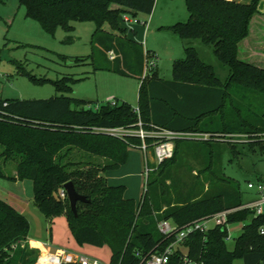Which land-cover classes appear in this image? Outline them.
I'll return each mask as SVG.
<instances>
[{"label":"trees","instance_id":"16d2710c","mask_svg":"<svg viewBox=\"0 0 264 264\" xmlns=\"http://www.w3.org/2000/svg\"><path fill=\"white\" fill-rule=\"evenodd\" d=\"M155 3L156 0H20L25 15L52 36L57 27L72 32L74 21L95 22L92 54L74 60L78 64L91 60L94 70L139 76L137 107L144 126L147 123L152 128L211 136L213 142L203 144L177 139L174 157L149 174L140 203L125 197L126 187L108 184L103 174L123 167L129 150H139L141 140L97 130L138 129V108L125 101L90 107V102L68 95L77 80L70 77L53 83L58 96L50 99H0V178L31 180L33 203L41 215L50 222L64 216L78 244L111 250L110 264H139L137 252L146 256L153 253L163 240L157 229L160 220L182 227L242 206L245 202L239 184L223 171L224 151L218 141L234 135L264 134V66L239 56L240 45L247 39L257 33L264 38L261 0L246 4L236 0H186L188 21L168 26L187 43L184 60L174 62L173 79L169 81L159 76L157 68L143 78L145 53L150 52L127 39L126 30L117 26L119 16L125 13L151 16ZM105 23L118 35L106 32ZM194 40L212 47L214 56L228 69L225 82L190 45ZM111 50L121 54L123 61L111 63L106 56ZM97 56L105 63L97 64ZM246 145L251 150L256 146L264 149L260 139ZM235 147L229 145L234 155ZM76 150L91 156V160L72 162L71 154ZM188 156L198 161L196 174L191 166L181 169ZM94 157L105 160V164L95 163ZM13 162L17 175L11 177L4 169ZM69 182L88 201L78 202L77 216L68 196L61 197ZM248 220L232 251L226 244L225 224L190 235L185 242L189 259L197 264H234L238 259L244 264H264V215L256 217L250 211L236 210L229 224ZM29 232L28 219L0 198V264L36 263L38 250L20 245L27 242ZM169 264H184L180 252Z\"/></svg>","mask_w":264,"mask_h":264},{"label":"rangeland","instance_id":"374dc122","mask_svg":"<svg viewBox=\"0 0 264 264\" xmlns=\"http://www.w3.org/2000/svg\"><path fill=\"white\" fill-rule=\"evenodd\" d=\"M153 11L151 16L138 13L136 17L145 24H136L134 28L135 31L137 30L136 34L129 25L124 23V14L119 16L117 26L127 30L126 34L130 39L138 40L144 50L156 57L161 78L169 81L173 79L174 62L184 60L187 43L169 30L168 26L186 22L190 15L186 0H156ZM72 26V32L57 27L55 35L52 36L37 21L25 15V9L20 6V0H5V2L0 0V99L4 101L50 99L58 96L53 83L64 77H70L77 80L71 84L72 90L68 95L90 102V107L106 104V96L115 94L118 102L122 103L125 100L132 107L137 108L141 80L131 76H119L107 70H94L95 66L91 60L86 63H76L74 59L88 58L92 54L91 41L97 29L92 20L74 21ZM103 29L109 33L116 31L109 23H105ZM190 45L196 49L203 61L214 68L218 78L225 82L229 76L228 69L214 56L212 47L200 40L191 41ZM261 49L264 51V41ZM95 61L99 65L105 63L99 56ZM22 73H27L28 76H22ZM144 129L148 133L153 131L147 123ZM193 134L188 136L193 142L198 144L213 142L211 137L206 139V136L200 135L199 132H193ZM223 138L222 141H218L219 139L217 141L222 143L221 147L224 151L221 165L225 176L239 184L244 202H251L256 195L254 191L248 189V184L251 181L264 182V149L256 146L251 150L246 144H249L251 140L264 141V134ZM155 142L156 139L147 142L149 144V168L154 171L159 166L153 154ZM229 145L236 146L235 155L230 151ZM1 151L0 147V153ZM128 154L127 164L120 170H115L117 179L113 181L111 178L110 182H118L117 184L126 187L125 196L140 203L147 187L146 158L137 149H130ZM71 156L72 162L75 163L91 160V156L77 150ZM184 160L181 169H186L184 167L188 165L195 170L196 174L199 170L198 161L191 156ZM15 166V162L9 163L4 169L5 174L14 177ZM110 172L108 170L105 173ZM33 196L34 189L31 180L10 181L0 178V198L11 203L21 202L24 210L22 214L30 222L28 237L48 240L51 248H65L77 254L84 252L93 259L97 258L105 264H110L111 250L107 247H96L91 250L92 252H87L85 249L83 251L82 246L72 235L65 217L56 218L53 222L46 220L34 205ZM249 223L250 220L230 224L228 230L231 240L226 241L229 250H234L235 240L242 234L243 227ZM21 243L25 241L20 242V245ZM38 252L35 264L39 263L43 255L40 250ZM234 262V264H244L241 259Z\"/></svg>","mask_w":264,"mask_h":264},{"label":"built area","instance_id":"2783aa9c","mask_svg":"<svg viewBox=\"0 0 264 264\" xmlns=\"http://www.w3.org/2000/svg\"><path fill=\"white\" fill-rule=\"evenodd\" d=\"M123 21L130 27L136 24H145L140 22V20L135 16H132L129 13H125L123 16ZM152 57V58H150ZM113 53H110V59H115ZM145 69L143 73V78H146L150 72H152L155 68H157V59L152 54L145 53ZM113 105L115 102H111ZM136 113L139 115V123L138 129H132L128 127L123 128H99L98 131L109 133L112 136L123 138L125 136H134L142 141L141 150L142 153L145 155L146 158V179L151 172L154 170L149 168V140H155V146L153 150L154 158L158 164H161L165 161L171 160V158L175 155V142L177 139H191L188 136L194 135L193 132H174L168 131L162 128L155 127L153 128L152 132H147L144 129V124L140 119V109H136ZM129 131H134L133 133ZM202 136H206V139L211 137L207 133H199ZM237 136V135H234ZM233 136V137H234ZM248 189L250 191H254L255 199L251 202H245L242 206L234 209V210H225L221 211L220 213L206 216L203 219L195 220L189 222V224L185 226H178L174 222L170 220H160L157 224V229L159 233L162 234L163 240L161 243L158 244L156 250L149 255H143L141 252H137L136 256L140 259L139 264H169L171 258L174 256L176 252H180L181 261L184 264H197L192 263L191 259H189V253L187 248H185V242L189 239L190 235L194 233H205L208 232L210 229L219 226L221 224H225L228 230L229 224V217L232 213L236 212V210H247L250 211L254 216H263L264 215V182H250L248 184ZM61 197H67V192L65 188L61 192ZM231 240V234L228 230V236L226 237V241ZM32 243L29 241L25 243H21V246L24 247L29 245L30 249H37L44 254L47 253L48 262H41V258L38 264H105L99 259L91 258L86 254L83 253H73L71 251L66 250L65 248H51L49 243L47 245H42L43 250L31 246ZM17 246V244H16ZM16 246L12 248L15 249ZM45 251V252H44Z\"/></svg>","mask_w":264,"mask_h":264},{"label":"crops","instance_id":"0c3cea01","mask_svg":"<svg viewBox=\"0 0 264 264\" xmlns=\"http://www.w3.org/2000/svg\"><path fill=\"white\" fill-rule=\"evenodd\" d=\"M228 1H230V0H228ZM236 1H238V2H241V3H244V4H246V3H249L251 0H236ZM260 13L261 14H264V0H261V3H260ZM113 9H119V7H117V6H113ZM135 26H137V25H134V26H132L131 28H132V30H133V32H135V34L137 33V30L135 31ZM106 31V30H105ZM127 31V30H126ZM107 32V31H106ZM109 33V32H108ZM111 34H114V35H118V32H116L115 31V33H111ZM263 34V33H262ZM125 36H126V38L127 39H129V40H131L132 42H134V43H138V44H140L141 45V43L140 42H138V40H136V41H134V40H132V39H130L129 38V36L125 33ZM263 38H262V35H259L258 33L254 36V37H252V38H250L249 40L247 39V41H245V42H243L241 45H240V51H239V56L241 57V59L242 60H245V61H250V62H252V63H255V64H257V65H260V66H264V51H262V49H261V45H262V42L264 41V40H262ZM143 46V45H142ZM260 47V48H259ZM260 50V51H259ZM146 51V50H145ZM146 52H149V51H146ZM110 53H113L114 54V56H116V58L115 59H113V60H111L110 59ZM106 56H107V59L111 62V63H114V62H116L117 60H120V61H123L122 60V55L121 54H117L114 50H111V51H108L107 53H106ZM123 62H121V64H122ZM157 73L159 74V69H158V67H157ZM116 74V73H115ZM118 75V74H117ZM120 76V75H119ZM124 76V75H123ZM159 76H160V74H159ZM132 78H134V79H139L140 80V78H139V76H131ZM161 77V76H160ZM141 84V83H140ZM139 88H140V86H139ZM140 92V91H139ZM116 96H115V94H110V95H108V96H106V102H110V101H112V100H114L115 102H117V101H119V100H117L116 98H115ZM125 101V100H124ZM126 102V101H125ZM128 103V102H127ZM138 108V107H137ZM141 151V150H140ZM142 152V151H141ZM93 161L95 162V163H98V164H101V165H103V164H105V160H103V159H99V158H93ZM128 162V161H127ZM127 164V163H126ZM125 164V165H126ZM123 167H125V166H123ZM122 168V167H121ZM120 168V169H121ZM120 169H118V170H120ZM109 171H111L110 173H108V174H106V173H104L103 174V176L107 179V182H108V184H110V185H113V186H121L120 184H117V183H115V182H113V183H111L110 181H111V178L113 179V181H115L116 179H117V175H116V173H114L115 172V170H109ZM17 174H16V170H15V172H14V176H16ZM126 176V175H125ZM126 182V181H125ZM126 184H127V182H126ZM126 197V196H125ZM127 198V197H126ZM128 199H130V198H128ZM21 200H23L22 198H21ZM5 201V200H4ZM8 202V201H7ZM10 202V201H9ZM8 202V204L9 205H12L14 208H16L19 212L21 211V213H24V210H23V208L21 207L22 205H21V202H18L19 204H17V203H9ZM28 241L30 242V243H32V242H36V243H39V244H41V245H47V243H48V240H46V241H43V240H40V239H34V238H28ZM82 249H83V251H84V249L87 251V252H89V251H91V250H93V249H95L94 247H91V246H82L81 247ZM91 248V249H90ZM85 251V252H86ZM92 252V251H91ZM81 253H83V254H85L84 252H81ZM48 256H44V257H42V258H47ZM41 258V259H42Z\"/></svg>","mask_w":264,"mask_h":264},{"label":"water","instance_id":"95a60500","mask_svg":"<svg viewBox=\"0 0 264 264\" xmlns=\"http://www.w3.org/2000/svg\"><path fill=\"white\" fill-rule=\"evenodd\" d=\"M63 188H65L67 192L68 200L69 203L71 204V210L73 214L77 216L78 202H88V201L85 196L79 194L78 191H76V188H74L72 182L66 183Z\"/></svg>","mask_w":264,"mask_h":264},{"label":"bare ground","instance_id":"6f19581e","mask_svg":"<svg viewBox=\"0 0 264 264\" xmlns=\"http://www.w3.org/2000/svg\"><path fill=\"white\" fill-rule=\"evenodd\" d=\"M31 246L43 250V246H42L41 244H39V243L32 242ZM44 252H45V251H44ZM43 256H47V253L45 252V253L42 255V257H43ZM48 261H49L48 258H42V259H41V262H43V263H44V262H48Z\"/></svg>","mask_w":264,"mask_h":264}]
</instances>
